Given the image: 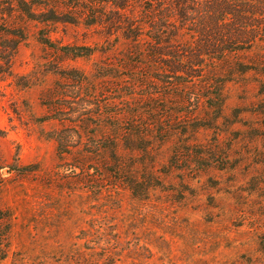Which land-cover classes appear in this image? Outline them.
Segmentation results:
<instances>
[{
	"label": "rangeland",
	"instance_id": "374dc122",
	"mask_svg": "<svg viewBox=\"0 0 264 264\" xmlns=\"http://www.w3.org/2000/svg\"><path fill=\"white\" fill-rule=\"evenodd\" d=\"M44 26L29 22L26 40L0 34V44L5 41L7 53H14L10 65L0 66V210L12 222L6 264H264L260 75L251 72L226 85L225 117L217 121L205 105L175 107L198 119L177 124L172 143L135 155L133 161L150 169L145 180L157 177L149 198L138 201L115 179L102 184L96 166L84 181L76 159L94 151L97 121L89 117L87 130L67 127L61 120L75 117L74 110L54 108L66 100L71 108L88 103L96 112L119 96L117 78H104L98 69L110 65L109 74L112 64L120 66L124 47L111 49L101 27L59 24L51 34L57 46L97 49L92 57L68 59L39 42ZM69 70L87 75L91 85L78 90L64 77ZM122 90L129 92L125 84ZM59 132L74 136L70 155L59 154L52 139ZM20 167L28 174L14 171Z\"/></svg>",
	"mask_w": 264,
	"mask_h": 264
},
{
	"label": "trees",
	"instance_id": "16d2710c",
	"mask_svg": "<svg viewBox=\"0 0 264 264\" xmlns=\"http://www.w3.org/2000/svg\"><path fill=\"white\" fill-rule=\"evenodd\" d=\"M6 1L9 10L0 0L2 35L26 40L30 36L29 22L44 24L45 28L38 32L39 42L68 59H78L92 57L97 49L57 46L51 37L53 27H101L111 49L118 51V43L124 47L120 66L112 64L109 74L106 73L110 65L98 69L104 78H117L119 96L98 105L96 112L91 111L88 103L71 108L73 104L69 106L66 100L54 108L74 110V120H61L67 127L87 130L89 117L97 121L96 131L91 134L96 139L94 151L80 152L76 159L75 168L86 174L84 181L92 170L98 171L93 169L96 166L101 171L102 184L115 179L117 186H125L138 201L149 198V186L157 177L145 180L149 168L145 162L133 161L135 155H148L155 145L172 143L177 124L198 119L195 112H179L175 107L205 105L215 113L217 121L225 117V89L229 82L253 72L260 75L259 85L264 84V0ZM8 49L3 41L0 66L10 65L14 59V53L9 55ZM128 69L127 78L118 75ZM64 75L66 80L77 83L78 90L91 85L89 77L77 71L69 70ZM124 84L129 92L122 90ZM106 107L116 109L105 112ZM73 137L60 132L52 137L61 156L75 150ZM14 171L26 175L29 170L20 167ZM149 173L154 175L152 170ZM11 237V214L0 210V264L11 259ZM103 239H99L100 246ZM11 263L32 264L27 259Z\"/></svg>",
	"mask_w": 264,
	"mask_h": 264
}]
</instances>
